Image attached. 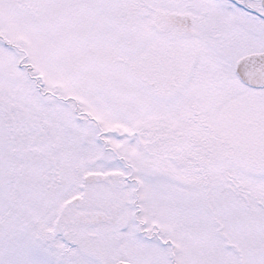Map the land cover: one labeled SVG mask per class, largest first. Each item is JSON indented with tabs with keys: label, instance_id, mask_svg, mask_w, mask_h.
I'll use <instances>...</instances> for the list:
<instances>
[{
	"label": "snow or ice",
	"instance_id": "snow-or-ice-1",
	"mask_svg": "<svg viewBox=\"0 0 264 264\" xmlns=\"http://www.w3.org/2000/svg\"><path fill=\"white\" fill-rule=\"evenodd\" d=\"M0 264H264V0H0Z\"/></svg>",
	"mask_w": 264,
	"mask_h": 264
}]
</instances>
